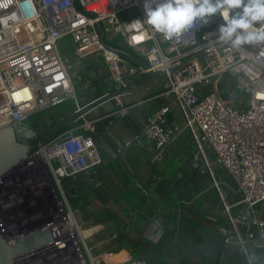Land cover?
Wrapping results in <instances>:
<instances>
[{
  "label": "built area",
  "instance_id": "built-area-1",
  "mask_svg": "<svg viewBox=\"0 0 264 264\" xmlns=\"http://www.w3.org/2000/svg\"><path fill=\"white\" fill-rule=\"evenodd\" d=\"M130 9L135 12H126ZM0 18H14L0 23V123H24L35 112L75 100L68 65L59 52L61 39L69 37L80 56L101 58L115 83L127 86V75L139 72L163 74L164 92L180 106L196 144L191 166L205 171L209 149L236 183L238 204L246 205L253 215L254 205L264 202V43L238 49L222 44L217 29L223 20L218 15L205 27L197 22L179 35L165 37L147 24L142 0H0ZM112 38L123 42L146 66L125 67L123 57L105 43ZM226 76L233 81L238 99L219 94L218 84ZM165 110L151 113L142 131L154 144L157 158L179 131L163 125ZM128 111V106L119 109L121 114ZM94 122L82 120L52 136L32 149L18 167L39 188L40 208L26 219L39 220L34 227L50 230L51 249L59 244L65 264H101L90 256L61 184L63 178L77 175L90 181L94 167L100 165L90 134ZM213 182L219 189L217 181ZM140 190L147 194L144 188ZM231 207L224 203L229 219L225 245L234 237L247 264H264V260L256 262L249 248L252 244L264 251V221L234 215ZM12 209L0 208V231L5 239L16 233L10 229V219L18 215ZM247 223L254 230L241 232L240 225ZM108 264L148 263L137 256Z\"/></svg>",
  "mask_w": 264,
  "mask_h": 264
},
{
  "label": "crops",
  "instance_id": "crops-1",
  "mask_svg": "<svg viewBox=\"0 0 264 264\" xmlns=\"http://www.w3.org/2000/svg\"><path fill=\"white\" fill-rule=\"evenodd\" d=\"M112 42L115 45L106 44L135 55L119 39ZM66 47L62 57L75 90V100L68 101L73 102L75 109L92 100L86 95L90 84L83 68L93 63L108 71L101 58L80 56L71 40ZM123 59L125 67L142 66L138 61ZM145 75L146 72L127 75L126 85H135L136 89L116 97L113 110L105 112L98 106L79 119V122L95 120L90 134L101 163L94 167L90 181L77 175L63 178L61 184L90 256L101 264L137 256L148 264H247L240 250L236 253L234 237L228 253L221 259L229 228L224 203L232 205L234 215L244 205L238 204L240 193L236 183L218 165L209 149L205 171L191 166L190 157L196 151V144L192 132L185 127L180 106L164 92L165 83L160 76L146 78ZM123 106L129 107L126 114L119 113ZM163 108H166L162 114L163 125L172 130L177 127L179 131L174 133L163 156L157 158L154 144L142 131L149 115ZM36 113L29 115L25 123ZM69 113L70 109L54 117ZM140 187L147 191L146 195ZM25 202L17 207L26 208ZM263 204L254 205V219H260ZM249 248L257 263L264 260L261 248L252 244Z\"/></svg>",
  "mask_w": 264,
  "mask_h": 264
},
{
  "label": "water",
  "instance_id": "water-1",
  "mask_svg": "<svg viewBox=\"0 0 264 264\" xmlns=\"http://www.w3.org/2000/svg\"><path fill=\"white\" fill-rule=\"evenodd\" d=\"M99 32L101 39H103L102 30L99 29ZM114 50L122 57L138 61L142 66H146L142 59L129 51L120 48H115ZM83 73L88 84H90L86 95L92 100L88 103L75 109L70 108L68 115H61L57 119H55L54 114H58V112L55 113L53 110L54 114L52 116L41 117L36 125L10 121L0 123V179L4 180L9 177L14 172L13 170L26 162L32 149L46 142L58 131L74 124L98 106L105 112L113 110L116 97L131 93L136 89L135 85L123 86L115 83L109 72L93 63L86 65L83 68ZM150 75H158L165 81V76L161 73L149 71L145 77L148 78ZM171 136H173V133H171ZM259 208L260 206L258 205L257 209ZM239 214L248 220L253 217L246 205L240 207ZM260 220L264 221V204L261 207ZM53 242L51 232L46 226L33 227L24 225L21 230L13 233L9 239H5L0 231V264H19L18 261H23L29 255L51 249ZM256 243L259 244L261 241H256ZM229 245L230 242L223 248L221 259L228 253ZM234 245H236L237 253L239 246L235 243Z\"/></svg>",
  "mask_w": 264,
  "mask_h": 264
},
{
  "label": "clouds",
  "instance_id": "clouds-1",
  "mask_svg": "<svg viewBox=\"0 0 264 264\" xmlns=\"http://www.w3.org/2000/svg\"><path fill=\"white\" fill-rule=\"evenodd\" d=\"M152 31L171 38L199 22L209 25L217 15L218 40L233 48L264 43V0H142ZM8 19L0 18L6 24Z\"/></svg>",
  "mask_w": 264,
  "mask_h": 264
},
{
  "label": "rangeland",
  "instance_id": "rangeland-1",
  "mask_svg": "<svg viewBox=\"0 0 264 264\" xmlns=\"http://www.w3.org/2000/svg\"><path fill=\"white\" fill-rule=\"evenodd\" d=\"M128 11L135 12L134 9L127 10L126 12ZM69 42H70L69 37H64L61 39L59 45V52L61 56H62V50L63 52L66 51L67 49L66 45L69 44ZM218 90H219V94L222 97L237 96V93L234 89V83L230 81V77L227 76L224 78L222 82L218 84ZM13 171H12L13 173H11L10 176L4 179L3 182L0 184V208L9 209L14 207L12 210L16 211L18 215L17 218L15 217L16 218L15 220L10 219V221L16 224V228L15 227L13 228H15L14 230L18 232V230H21L24 225L33 226V227L37 226V225H33L36 222L34 221L33 223L32 218L30 220H27L26 218H28V216L31 213L38 212V209L40 208L39 206L40 199L38 195L39 188L36 185V182L31 181V179H26V177L24 176L25 170L22 169L19 171V169L16 168ZM18 180H20L21 186L18 185L19 184ZM17 197H20L19 198L20 202ZM27 199L29 200L28 202ZM23 201H26L25 203H28L26 208L23 205L17 207V205ZM16 212H14V214ZM80 246L82 247V245ZM61 259L62 258L60 256L59 250L55 245V249L49 248L45 251H40L34 255L27 256L23 260L22 264H65V262L61 261Z\"/></svg>",
  "mask_w": 264,
  "mask_h": 264
},
{
  "label": "trees",
  "instance_id": "trees-1",
  "mask_svg": "<svg viewBox=\"0 0 264 264\" xmlns=\"http://www.w3.org/2000/svg\"><path fill=\"white\" fill-rule=\"evenodd\" d=\"M116 38H112V39H105V43L109 44V45H115L114 42H112L113 40H115ZM232 81V80H230ZM233 82V81H232ZM70 108H73V102H70V101H63L62 103L58 104V105H55L53 107H50V108H47V109H44V110H41L40 112L38 111V113L35 114V116L30 119L29 123L32 124V125H36L39 121H40V118L43 117V116H52L54 114V112H52L53 110L56 112H63L65 110H69ZM81 121V120H80ZM79 122L76 121L74 124L70 125V126H67L65 127L64 129L58 131L56 134L60 133V132H63L75 125H77ZM246 230H254V227L252 225H249L248 223L247 224H242L240 226V231L241 232H246Z\"/></svg>",
  "mask_w": 264,
  "mask_h": 264
},
{
  "label": "bare ground",
  "instance_id": "bare-ground-1",
  "mask_svg": "<svg viewBox=\"0 0 264 264\" xmlns=\"http://www.w3.org/2000/svg\"><path fill=\"white\" fill-rule=\"evenodd\" d=\"M76 63V62H75ZM76 70V69H75ZM80 75V74H79ZM23 165V164H22ZM2 183V182H1ZM0 183V184H1ZM15 200V199H14ZM36 223H38L39 222V220H36L35 221ZM13 227H15L16 228V224L14 223V224H12V226H11V228L10 229H15V228H13ZM58 243V241L56 242V244ZM57 246V249L59 250V253H60V256H62L63 254H65L64 252H63V250L62 249H60L61 247L59 246V244H57L56 245ZM54 249H55V247H53ZM68 248L66 247V249H64L65 251L67 250Z\"/></svg>",
  "mask_w": 264,
  "mask_h": 264
}]
</instances>
